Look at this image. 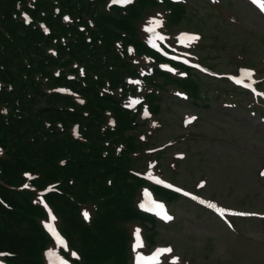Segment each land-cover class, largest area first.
Returning a JSON list of instances; mask_svg holds the SVG:
<instances>
[{"label":"trees","instance_id":"obj_1","mask_svg":"<svg viewBox=\"0 0 264 264\" xmlns=\"http://www.w3.org/2000/svg\"><path fill=\"white\" fill-rule=\"evenodd\" d=\"M157 1L135 0L122 9L106 0H0V253L8 264H47L44 250L52 241L42 221L50 215L80 252L76 264H127L129 235L122 226L154 222L133 202L145 182L130 165L139 151L127 130L138 114L124 109L114 91L126 75H136L126 43L164 60L137 30L140 9ZM163 1L169 25L187 16V3ZM22 11L30 14L28 23ZM146 80L153 112L155 90L167 85L200 98L197 73L177 78L154 67ZM57 87L70 88L82 103ZM151 187L168 201L179 197ZM87 206L88 222L81 213Z\"/></svg>","mask_w":264,"mask_h":264},{"label":"rangeland","instance_id":"obj_2","mask_svg":"<svg viewBox=\"0 0 264 264\" xmlns=\"http://www.w3.org/2000/svg\"><path fill=\"white\" fill-rule=\"evenodd\" d=\"M110 1L123 0L105 3ZM189 1L194 6L189 4L187 16L170 27L166 26L163 4L157 1L141 8L139 36L149 40L153 26H162L179 36L180 46H173L178 51L184 49L192 60L221 73V77L243 76L248 68L252 74L246 76L256 81V70L258 86L264 90V0L257 4L251 0ZM192 36L200 38L193 42ZM170 41L177 42L174 38ZM135 58L138 72H150L152 62L147 55ZM175 75L183 76L180 71ZM199 75L201 101L191 95L186 99L178 87L157 89L158 112L146 119L139 115L135 126L127 130L135 134L140 152L132 155L130 165L245 215L230 217L227 225L219 215L178 197L167 201L174 214L169 223L154 218V222L147 219L141 225L133 221L122 227L133 246L140 244L136 251L151 255L160 246L171 249L158 264H264V176L260 175L264 168V110L247 92L232 88L224 78ZM136 87L143 99L149 86L141 81ZM114 93L119 94L117 90ZM185 117L194 118V122L183 124ZM151 192L140 186L134 205L140 207ZM131 260L132 256L129 264Z\"/></svg>","mask_w":264,"mask_h":264},{"label":"snow or ice","instance_id":"obj_3","mask_svg":"<svg viewBox=\"0 0 264 264\" xmlns=\"http://www.w3.org/2000/svg\"><path fill=\"white\" fill-rule=\"evenodd\" d=\"M123 2H124V3H131V0H123ZM251 2H252L253 4H257V3H258V0H251ZM261 11L264 12V6H261ZM65 19H67V18H65ZM198 39H199L198 36H192V37H190V40L193 41V42H194L195 40H198ZM249 75H251V72H250V71H249ZM193 119H194V118H193ZM261 175L264 176V172H262ZM25 187H27V185H25ZM222 211H223V210H222ZM83 215L85 216L86 219L88 218V214H87V212L83 213ZM240 215H244V214L241 213ZM166 219H171V217H166ZM163 251H165V252H170L171 249H166V250H163Z\"/></svg>","mask_w":264,"mask_h":264}]
</instances>
